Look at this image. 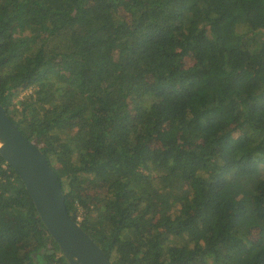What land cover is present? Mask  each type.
Wrapping results in <instances>:
<instances>
[{
    "label": "trees",
    "instance_id": "trees-1",
    "mask_svg": "<svg viewBox=\"0 0 264 264\" xmlns=\"http://www.w3.org/2000/svg\"><path fill=\"white\" fill-rule=\"evenodd\" d=\"M0 105L110 264H264V0H0ZM0 264H67L1 156Z\"/></svg>",
    "mask_w": 264,
    "mask_h": 264
},
{
    "label": "water",
    "instance_id": "water-1",
    "mask_svg": "<svg viewBox=\"0 0 264 264\" xmlns=\"http://www.w3.org/2000/svg\"><path fill=\"white\" fill-rule=\"evenodd\" d=\"M0 156L19 177L67 264H110L97 243L68 215L60 182L41 150L19 131L1 105Z\"/></svg>",
    "mask_w": 264,
    "mask_h": 264
}]
</instances>
